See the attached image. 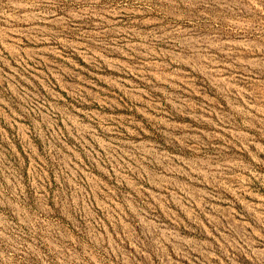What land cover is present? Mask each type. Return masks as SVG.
<instances>
[{
  "label": "rangeland",
  "instance_id": "rangeland-1",
  "mask_svg": "<svg viewBox=\"0 0 264 264\" xmlns=\"http://www.w3.org/2000/svg\"><path fill=\"white\" fill-rule=\"evenodd\" d=\"M0 264H264V0H0Z\"/></svg>",
  "mask_w": 264,
  "mask_h": 264
},
{
  "label": "bare ground",
  "instance_id": "bare-ground-1",
  "mask_svg": "<svg viewBox=\"0 0 264 264\" xmlns=\"http://www.w3.org/2000/svg\"><path fill=\"white\" fill-rule=\"evenodd\" d=\"M128 1V0H127Z\"/></svg>",
  "mask_w": 264,
  "mask_h": 264
}]
</instances>
